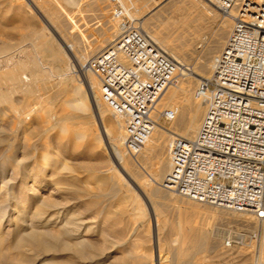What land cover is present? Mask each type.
Masks as SVG:
<instances>
[{
    "label": "bare ground",
    "instance_id": "obj_1",
    "mask_svg": "<svg viewBox=\"0 0 264 264\" xmlns=\"http://www.w3.org/2000/svg\"><path fill=\"white\" fill-rule=\"evenodd\" d=\"M116 1L123 11H128L129 13L132 10V12H134L133 9H130L131 4L128 3L129 1H133L132 4H134V0H129L128 2L124 0ZM181 2H188L190 4L188 5L189 10L187 9L190 12L187 16L188 19L180 22L181 24L178 25L177 28H173L174 26L172 25L170 29L173 28L172 30L174 31L175 35L177 31V35H179L177 38H180L179 40H182L183 46L185 45V47L187 46V48L190 47L192 49V47L194 48V45L196 43V46L194 48L195 50L200 48L203 49L206 43L203 42L204 38L202 34L207 27L205 18L207 17L206 15L208 13L206 12H208V10H205L202 6H199L198 3L194 4L193 0H182ZM41 9H43L44 14L47 15L51 20V26L55 27L59 31V38H61L62 42L65 43V48L67 49V51L68 49L69 51L71 50L74 55L72 58H75V62H77L78 65L76 66V68H74V65L71 66L72 63L70 60V62H64L63 58L64 56H67L68 53H65L60 45L56 47L54 46V44H52L53 42L50 43L49 37L47 36V33H45L47 28L44 30L45 35H43L42 37H23L17 44L18 46L15 45L16 47L8 46V44L6 43H0V121H3L2 118L9 114L8 117L11 119L13 125L11 127L14 128V133L16 135L18 133H21L26 140L38 137L36 143L39 142L38 145H34V142L31 143V140L30 142L27 141L32 145H28L27 143V146L23 148L24 150H21L24 160H27L26 162L21 163L12 156L5 157V154L7 152H11L13 149H15L13 150L15 152H20V150L19 148L11 145L15 140L13 137H11L13 138V141L10 139L12 143H10L9 141L10 144L8 145L2 144L9 139H7V137V140L3 139V137L1 136V132L6 129H1L0 126V161L3 160V164H0L2 171V174L0 175V183H2L9 175L8 180H6L4 183L6 185L14 184L11 183V176L15 175L16 178H19V181H21L20 187L22 188L21 191H19L18 189V191L21 192L19 194H16L15 192L13 193L14 187L9 188L8 193L4 194L5 196L3 197V199H0V264H57L55 259L60 258V256L62 255H69L71 257L75 256L79 258V261L80 259L81 261L88 259L89 264H102L109 259L95 258L97 256L96 248H94L91 243L84 239V237L92 234V231L90 228L85 227V225L81 222L82 220L78 221L68 218L66 213L67 209H65L64 207L58 208V205L56 206V203L52 204L53 202H50L49 204V202L47 203L43 200L40 201L37 199L38 195L34 194V191L36 190L35 188H39L38 192L39 190L41 191L44 189H52L51 191L55 192V194L60 189L67 191L69 190L70 192L68 193H74L75 191V186L73 185L77 181V179L68 174L67 171H71V169L66 166L64 161L60 160L61 157H64L66 154L71 153L72 150L69 152L63 150L64 147L61 149L51 147L50 143H48V147L46 146V140H49L51 138L50 132L54 128V126L48 123V120L55 119V114L51 113L50 111L52 101L55 98L57 99L58 97H60V95H62L66 91L68 83L76 82L75 78H77V75L80 76L81 80L79 84L77 82V86L72 88L73 92H82L89 101L93 117L95 118V122H97L99 125L98 132L96 133L97 137L98 139H101V137H103V140H105L109 156L114 163V166H112L110 170L112 172V176H115L116 178V180H112L111 182L108 181L106 184L105 180L101 178V175L100 177L95 176L96 181L94 180L95 185L92 190L87 191V189L85 190L83 188V190H80V193H84V197H87L88 199H91L93 201L97 199L100 200V198L104 197H117L118 192H120L119 189H121V187H129L128 181L125 180L123 174H127L126 172H128L133 178L136 179V181H139V178H143L144 175L142 177L138 173L139 171H134L135 169L133 167L143 169L146 179L144 180V182H138L140 188L137 187V189L143 196L146 197L149 203L151 201L153 209H155L154 221L157 236V244L155 250H158V238L160 236V233L165 229V223H162V225H158L159 216L158 212L156 213V211L165 202H169L170 200L173 201L172 196H169L168 194H166V192L178 196L173 192L171 193V191H168L166 189V191L163 190L164 187H162L161 185L163 178L170 168L167 151L173 139L171 137L168 138V136L167 139L166 136L159 131L157 123L150 134L146 146L144 145L143 149L137 155L128 154L130 159L126 158L125 154L122 151V148L124 149L123 121L120 117L114 115L110 109H106V107H104L105 104L101 101L99 81L89 69L90 61L94 57V55L98 54L103 49L108 47L112 43V41L115 40L116 37L120 34L122 23H117V31L110 30V28L112 27L108 29L109 32L104 33L101 31L103 34L101 33L100 36H97L99 38H97L96 42L90 44L88 47L83 46L79 49H73L74 45H81L83 43V32L81 33V31H79V33H76V24L75 26H72V23L76 21L74 19H69L68 24L65 25L66 23L63 22L64 20L62 21V15L65 10L62 9L58 0H52V2L46 3L44 5V8ZM136 9L137 8H135V11ZM106 10H108V8ZM108 13L111 14L110 9ZM223 15V23H221L218 31L211 37L213 40L212 44H210L208 48L206 47L204 58H201L196 66L197 73H195V75L199 76L201 79L204 78L203 75H205L209 69L211 73L212 62L214 57L217 55L216 54L214 56V54L217 53V51L220 49L226 35H228L231 23H233L234 13L232 15V12H229L228 14ZM139 24L153 42L159 43L164 51L169 50V45L166 42L167 39L164 37L165 34H167L166 32H164L165 29H162V31L165 33L164 35L163 33L161 35L158 33L161 37L159 38V35L152 28H148L146 26L147 24L145 25L143 22ZM78 26H80V24ZM69 27L70 29L74 27V32L69 33L71 35L73 34V40L71 41L67 40L66 35V32L68 33L67 29L69 30ZM169 32H171L172 34V31ZM25 41L26 43H28V45H23ZM66 41L68 44H66ZM27 46L30 47L29 50L27 49ZM171 47H173V45H171ZM212 57L213 59H211ZM210 59L212 60L211 62ZM69 63H71V65ZM74 73L79 74L76 75ZM193 79L194 77H191L190 75L186 76V78H178L176 84L171 85L173 86L172 88L171 86H169L164 90L156 105V122L158 121V118H160V113L163 110L173 111L175 115L171 120L172 126L170 127V129H172L173 132L179 135L182 140L186 141H191L195 138L206 112V102L203 98H198L196 96V89L193 88ZM52 92L53 94H50ZM15 93L21 94L22 99H20L19 101H15L16 99H13L12 97V95ZM73 100L78 102L76 110H81L85 107L82 98H80L79 96L76 95ZM63 107L65 108L66 106ZM64 108L62 109L63 112L61 110L62 114L60 118L55 120V124H58V122L62 123L63 121L68 122L72 120V118L77 117V115L74 113H67V110L65 111ZM107 110L111 115H108L109 113L107 114ZM39 112L43 113V117H39V122H36L33 127H27L26 122L28 121V118H30V116H32L33 114ZM38 124L41 128L37 127ZM29 125L30 123L28 124V126ZM75 133H77V135L73 138V151L80 145L84 148H88L92 145L91 141L93 140L91 139L93 138L90 135L89 136L91 138H88L89 136L83 132L79 134L78 132ZM6 135L9 134L7 133ZM14 137L16 138V136ZM95 137L94 141L97 140L95 139ZM55 143H57V141H55ZM2 145L7 147H2ZM37 146L42 149L38 152V154L35 155V152L39 148H36ZM31 151L33 152V163L30 162L31 159L29 161V157H31ZM144 154L146 156L151 155V158L153 157L154 159L153 163L150 162L151 166L149 167H146L148 164L146 165L147 162H145L144 159L147 160L148 158H144L146 157ZM51 155H55L57 159L51 158ZM49 167L54 169L50 174H46V171L49 170ZM116 167L120 168V170H117ZM84 170H89L92 173L95 172L92 166H84ZM161 189L164 193L160 191ZM131 200L132 205L131 208L129 205V208L132 220L135 223H138L147 218V216L145 217V209L139 201L138 194H134V198H132ZM176 201L173 202L176 203ZM96 203L97 202H95V204ZM10 212H15V217L21 220L19 226L15 225L13 228L9 229V232L12 233L11 235L7 232H3L2 229L5 223H7V226H9L15 223L14 221H16H12V217L8 215V213ZM236 214H239L237 215V217H239L240 219L243 218V220L253 219L252 217H246L247 215L245 213ZM5 230L7 229L5 228ZM183 230V227L179 223L177 224V227L173 226L171 228V234L175 233L172 235H176L175 240L177 241L178 245L172 251L169 250L168 253L172 255V258L166 257L165 262H169V260L179 261V258L184 255H188L190 253V250L186 248L185 245L191 241L197 240L198 244L200 245V243H203L205 241L207 243V240H212L215 242V240L222 238L224 235H227L228 239H231L232 237L234 238V236H231V234L226 233L227 231L223 232L208 230L205 229V227H203V225H201L200 223L198 225H193L188 229V231ZM135 232L136 231H134V234ZM5 235L8 237H6ZM237 237L238 239H241L239 234L237 235ZM124 241L126 242V240ZM125 242H123V244ZM4 246L5 249H3ZM6 246L13 252L10 253L9 258H4L7 255ZM25 247H29V250L30 248L33 249L36 252V257L34 258L28 256L24 250ZM262 248H264V242H262ZM106 255H108V253L105 255L103 253V257ZM38 256L42 257L38 258ZM261 258H264V250H262ZM131 259L132 263L135 261V264H143L142 262L138 261L139 259ZM121 260L122 259H120V261ZM129 262L125 261V263L123 262V264H130Z\"/></svg>",
    "mask_w": 264,
    "mask_h": 264
},
{
    "label": "rangeland",
    "instance_id": "obj_2",
    "mask_svg": "<svg viewBox=\"0 0 264 264\" xmlns=\"http://www.w3.org/2000/svg\"><path fill=\"white\" fill-rule=\"evenodd\" d=\"M58 1L60 2L62 9H64L66 12V13L64 12L62 15V21L64 20L63 22L66 23L65 25L68 24L69 19L70 20L74 19L76 22L72 23L73 24L72 26H75L76 24L77 29H75V32L76 33H79V31H81V33L83 32L82 33L83 43L81 44L82 46L77 44L73 46V49H79L82 48L83 46L88 47L90 44L95 43L97 38H99L97 36H100L102 32L104 33L109 32L108 29L110 27L113 28V29L110 28V30L112 31L118 30L117 23L120 21L119 20L112 21L111 18L112 14L108 13L110 9L108 0H99V1L98 0H58ZM124 1L128 2L129 0H124ZM181 1L182 0H141V1L134 0V4H132L133 1L128 2L129 4H131L130 9H133L134 12H132V10L130 11L131 13L130 12L128 13V11H123V12H125L131 18H135L139 20V23L143 22L145 25L147 24L146 26L148 28H152L157 34L159 33L161 35L163 33L164 35L165 34L164 32L167 33L165 34L164 37L167 39L166 42L169 45L168 49L170 51L168 49L167 50L169 52L166 50L164 51V49L161 47V45H159V43L157 42L154 43L162 51H164L166 54H168L178 63L179 72L177 78H181V77L186 78V76L188 75L194 77L193 88L196 89L199 81L201 80L199 76L195 75V73H197L196 66L199 60H201V58H204V55L206 53L205 50L206 47L208 48V46L212 44L213 40L211 37L214 35V33L218 31L221 23H223L224 15L221 14L214 6H212L206 0H199V1L193 0L194 4L198 3L199 6H202L205 10H208V12H206L208 13L206 15L207 17L205 18L207 27L206 30H204V33L202 34L204 38L203 42H205L206 45L205 47L203 46L204 47L203 49L200 48L195 50L194 49L196 46L195 43L194 48L193 47L192 49L190 47L187 48V46L186 47L185 45L183 46L182 40H179L180 38H177L179 36L177 35V31H176V35H177L176 36L174 31L172 30L173 28H177L178 25L181 24L180 22H182L183 20H187L188 19L187 16L190 13L188 11L189 10L188 5L190 4L188 2H181ZM49 2H52V0H0V33H1L0 43H6L8 44V46H15V45L18 46L17 44L19 43L21 38L23 37L32 38L36 36L42 37L43 35H45L44 30L47 28L45 33H47L50 43L53 42L52 44H54V46L56 47L60 45L62 47V50L65 51V53H68V55L64 56L63 58L64 62H68L70 60L72 65L71 63L69 64L71 66L74 65V68H76L78 63L75 62V58L74 59L72 58L74 56L73 53L71 52V50L69 51V49L67 51V49L65 48V43H63L61 38H59L60 37L59 31L55 27L51 26V20L48 18L47 15L44 14L43 9H41L44 8V5ZM105 8L106 9L108 8V10H106ZM135 8H137L136 11ZM138 8H139V12H138ZM135 14L137 15V17ZM91 19H93L94 21ZM79 24L80 26H78ZM172 25L174 27L170 29ZM232 25L233 23H231V27L230 30L228 31V35L231 31ZM73 28L74 27L70 29L69 27V30L67 29L68 33L66 32L67 40L69 41L73 40V36H72L73 34L72 35L69 34L70 32H74ZM162 29L163 30L165 29L164 32L162 31ZM169 31H172V34ZM160 35L159 38H161ZM228 35H226L224 39L223 42L224 44ZM223 43L220 49L217 51V53L214 54V56L222 50V48L224 47ZM66 44H68L67 41ZM23 45H28V43H26L25 41ZM171 45H173V47H171ZM27 49L29 50L30 47L27 46ZM211 59H213V57ZM211 59L210 62L212 61ZM209 73H210V69L207 71L205 75H203V77L204 78L208 77ZM77 78L79 79V81ZM77 78H75L76 82L68 83L66 91L62 95H60V97H58L57 99L55 98L56 100L54 99L53 100L54 102L52 101L53 105L51 104L50 111L51 113L55 114V119L48 120V123L54 126V128L50 132L51 138L49 140H46V146L48 147H49L48 143H50L51 147H56L60 149L64 147L63 150L69 152L72 150L71 153L66 154L64 157H61L60 160L64 161L66 166L71 169V171H67L68 174L77 179V181L73 185L75 186L74 189L75 191L74 193H68L70 192L69 190L67 191L60 189L55 194V192L51 191L52 189L49 190L44 189L41 191L39 190L38 192L39 188H35L36 190L34 191V194L38 195L37 199L40 201L43 200L44 202L47 203L49 202V204L50 202L51 203L53 202L52 204L56 203V206L58 205L57 206L58 208L64 207L65 209H67L66 213L68 218L78 221L82 220L81 222L85 225V227L91 229L92 234L84 237V239H86L89 243H91L94 246V248H96L97 256L95 258H109L102 264H117V263L123 264V262L125 263V261L128 262L130 261L129 263L131 264L132 263L131 258H135L136 260L139 259L138 261L142 262L143 264H160V263L161 264H169V263L170 264H175V263L176 264H264V258H261L262 250H264V248H262V242H264V218H256L248 213H245L247 215L246 217H252L253 219L243 220V218L240 219L239 217H237V215H239L236 214L237 212H231L223 208L201 204L198 202L181 198L179 196H175L173 194H169L167 192L166 194L172 196L173 201L176 200L177 201L176 203L171 200L169 202H165L163 205L159 207L160 209L158 208V210L156 211V213L158 212V216H159L158 225H162V223H165L164 224L165 229L160 233V236L158 238V250H155L157 244V236L155 230L156 227L154 221L155 209H153V205L151 204V201L149 203L146 197L143 196L137 189V187H139L138 182L139 181L144 182V180L146 179L144 170L141 168L133 167L135 169L134 171L136 172L139 171L138 173L142 177L144 175L143 178H139L140 179L139 181H136V179L133 178L128 172H126L127 174L122 173L125 180L128 181L129 187H125V188H123L124 186L121 187V189H119L120 192H118L117 197H104V198H100V200L99 199L94 200L95 202H97L96 204L93 200L84 197L83 196L84 193L82 192L80 193V190H83L84 188L85 190L87 189V191L89 190L91 191L95 185V181H96L95 176L100 177L101 175V178L105 180L106 184L108 181L111 182L112 180L113 181L116 180V178L115 176H112V172L110 170V168L114 166V163L111 157L109 156L105 140H103V137H101V139L100 138L98 139L97 137L96 133L98 132L99 125L97 122H95V118L93 117L90 103L82 92L80 91L77 93L73 92L72 88L77 86L81 80L80 76L78 75ZM172 87L173 86H171V88ZM53 92L50 94H53ZM76 95L82 98L83 104L85 105V107L81 110H76V107L78 106V102L73 100L76 97ZM12 97L13 99H16L15 101H19L20 99H22V95L18 93L13 94ZM63 106L66 107L64 108ZM104 107H106V109L108 108L106 105H104ZM63 108L65 111L67 110L66 111L67 113H71V114L74 113L77 115V117L72 118V120L68 122L63 121L62 123L58 122V124H55V120L60 118L63 112L62 110ZM107 114L111 115L109 111L107 112ZM42 115L43 113L39 112L30 116V118H28L29 122L27 121L28 124L30 123V125L28 126L26 122V126L33 127L36 124V122H39V117H43ZM8 116L9 114H7V116L2 118L3 121H0L1 129H6L4 130L6 132L4 131L1 132L2 134L1 136L3 137V139H6V137L7 139H9V140L6 139L7 141L5 140L6 142L2 144L8 145L12 143L14 138L15 139L13 141L14 143H12L11 145L19 148L20 152L18 151L15 152L13 151L15 149H13L11 152H7L5 154V157L12 156L21 163L26 162L27 160L26 161L24 160L21 150L22 151L24 150L23 148L27 146V143L28 145H32L31 143L34 142L33 143L34 145H38L39 142L36 143L38 137H34L33 139L26 140L21 133H18L16 135L14 133L15 132L14 128L11 127L13 126L11 119ZM157 123H158L157 127L159 131L163 133V135H165L166 138L167 136L168 138L171 137L172 139L180 138L179 135H177L175 132H173L172 129H170V127L172 126V121H167L164 120L163 118H158ZM37 127H40V125L38 124ZM75 132H78V134L83 132L88 136L90 135L93 138L91 139L93 140L91 141L92 145L88 148H84L80 145L81 147L78 146L73 151L72 149L74 145L73 138L76 137L77 135V133ZM7 133L9 135H6ZM14 136H16V138ZM90 136L88 138H91ZM94 137L98 141L97 140L94 141ZM30 140L31 143H29ZM55 141H57V143H55ZM3 145L2 147H7ZM38 147L39 146H37L36 148ZM41 149L39 147L35 152V155L38 154V152L41 151ZM122 151L125 154V157L130 159L129 155L124 151L123 148ZM30 156L31 157H29V161L31 159L30 162L33 163L32 151L30 152ZM51 158L57 159L55 155H51ZM144 158L149 159V160L147 159L149 162L146 159H144L145 162H147L146 165L148 164L146 167L151 166V163H153L154 161L153 157L151 158V155H147ZM0 164H3V160L0 161ZM84 166L87 167L92 166V168L95 170V172H93L94 174L89 170L88 171L84 170ZM116 168L117 170H120V168L118 167ZM53 169L54 168L49 167V170L46 171V174L47 173L50 174ZM0 171H1V167H0ZM1 174L2 171L0 172V175ZM8 177H6L5 180L2 183H0V199H3V197L5 196L4 194H7L8 189L12 187H14L13 193L14 192L16 194L21 193L19 192L22 190V188L20 187L21 181H19V178H16L15 175L11 176V183L14 184L6 185L4 182L8 180ZM162 189L160 190L161 192L165 190ZM15 190H17L18 192ZM134 194H138L139 201L145 209V217L147 216V218L143 219L138 223H135L132 220L130 214V208L132 205L131 199L134 198ZM8 215L12 217V221L14 220L16 221H14L15 223L9 226L6 225L7 223H5L2 229L3 232H7L8 234L11 235L12 233L9 232V229L13 228L15 225L19 226L21 220L15 217L16 216L15 212L12 213L10 212L8 213ZM178 223L183 227L184 229L183 231H188L190 227H192L195 224L198 225L200 223L201 225H203V227H205V229L208 230L223 231V232L227 231L226 233L231 234V236H234V238L232 237L231 239H228L227 235H224L222 238L215 240V242L212 240L211 241L207 240V243L205 241L203 243H200V245L198 244L197 240L191 241L185 245L186 248L190 250V253L188 255L182 256L181 258H179V261L169 260V262H165L166 257L172 258V255L168 253L169 250L172 251L178 245L177 241L175 240L176 235H172L175 233L171 234L170 231L173 226L177 227ZM5 228L7 230H5ZM134 231H136L135 234ZM238 234L240 235L241 239H238L237 237ZM124 240H126V242ZM123 242L125 243L123 244ZM25 248L24 250L28 256L34 258L36 257V252L33 249L30 248L29 250V247H25ZM3 249H5V246ZM6 252L7 255L4 258H9L10 253H13L12 250H9L7 248V246H6ZM103 253L104 255L108 253V255L103 257ZM41 257L42 256H38V258ZM120 259L122 260L120 261ZM55 260L57 264H81V263L89 264L88 259L82 261L80 259L79 261V258L75 256L71 257L69 255L68 256L62 255L60 256V258H56ZM132 264H135V261Z\"/></svg>",
    "mask_w": 264,
    "mask_h": 264
},
{
    "label": "built area",
    "instance_id": "obj_3",
    "mask_svg": "<svg viewBox=\"0 0 264 264\" xmlns=\"http://www.w3.org/2000/svg\"><path fill=\"white\" fill-rule=\"evenodd\" d=\"M233 25L211 73L196 96L206 102L191 141L174 138L170 168L162 187L187 200L264 218V0H206ZM120 34L96 54L89 69L100 85L101 101L124 124V150L137 155L157 124L156 105L176 84L178 63L109 0ZM174 112L160 118L171 121Z\"/></svg>",
    "mask_w": 264,
    "mask_h": 264
}]
</instances>
